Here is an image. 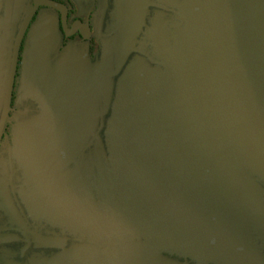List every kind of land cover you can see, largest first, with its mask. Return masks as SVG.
<instances>
[{"label":"flooded vegetation","instance_id":"obj_1","mask_svg":"<svg viewBox=\"0 0 264 264\" xmlns=\"http://www.w3.org/2000/svg\"><path fill=\"white\" fill-rule=\"evenodd\" d=\"M206 14L0 0V264H264V142L199 47Z\"/></svg>","mask_w":264,"mask_h":264},{"label":"water","instance_id":"obj_2","mask_svg":"<svg viewBox=\"0 0 264 264\" xmlns=\"http://www.w3.org/2000/svg\"><path fill=\"white\" fill-rule=\"evenodd\" d=\"M207 14L198 44L208 57L215 78L238 99V132L264 142V0H206ZM258 114L257 123L247 117ZM114 264L87 249L62 254L54 264Z\"/></svg>","mask_w":264,"mask_h":264}]
</instances>
